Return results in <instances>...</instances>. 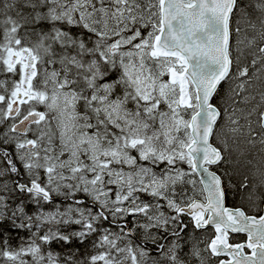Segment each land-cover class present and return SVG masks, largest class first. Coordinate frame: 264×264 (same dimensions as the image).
<instances>
[{"label": "snow or ice", "instance_id": "snow-or-ice-1", "mask_svg": "<svg viewBox=\"0 0 264 264\" xmlns=\"http://www.w3.org/2000/svg\"><path fill=\"white\" fill-rule=\"evenodd\" d=\"M254 80L264 0H0V264H264Z\"/></svg>", "mask_w": 264, "mask_h": 264}, {"label": "rangeland", "instance_id": "rangeland-1", "mask_svg": "<svg viewBox=\"0 0 264 264\" xmlns=\"http://www.w3.org/2000/svg\"><path fill=\"white\" fill-rule=\"evenodd\" d=\"M251 59V57H250ZM251 74V70H250ZM261 90H264V84H262L258 80H254V86L250 89V91L257 96V101L259 100V92ZM223 135V132L220 133ZM234 151L232 153V162L234 166L242 164L241 162L246 159L247 156H252L253 160L247 162L248 164H251V166L254 168V171L252 172L253 176V181L252 184L249 187L250 192L255 193L256 195L260 194V187H259V182H260V177H259V170L261 168H264V159L260 157V151L259 147H252L250 145H247L246 143L241 142L238 147L233 146ZM248 161V160H247ZM255 161V162H254ZM242 207H245L246 210L249 211V214H255L254 211L249 207V202L247 201V198L244 201V204H241ZM211 228L209 229V232H211ZM237 240H242V234L238 235L235 237ZM249 252V250H246Z\"/></svg>", "mask_w": 264, "mask_h": 264}, {"label": "trees", "instance_id": "trees-1", "mask_svg": "<svg viewBox=\"0 0 264 264\" xmlns=\"http://www.w3.org/2000/svg\"><path fill=\"white\" fill-rule=\"evenodd\" d=\"M250 60V57L248 58ZM223 88V85H222ZM261 157V155H260ZM248 160V161H247ZM253 160L252 156H247L246 159H244L242 164L240 165H233L230 164L229 171L233 173V183L236 185V189L234 190L233 196L229 200V204L231 206H241V204H244L245 199L247 198V195L250 191L249 187L252 184L253 181V174L254 168L251 166V164H248L247 162ZM255 162V161H254ZM248 177V184L249 186L247 188H240L239 185L243 182L244 177ZM242 238L244 239V236L242 235ZM13 246H15V241H12ZM57 251H63L59 248H56ZM88 255L92 254L91 252L87 253ZM85 255L84 250H81V252L78 255V258H82Z\"/></svg>", "mask_w": 264, "mask_h": 264}, {"label": "water", "instance_id": "water-1", "mask_svg": "<svg viewBox=\"0 0 264 264\" xmlns=\"http://www.w3.org/2000/svg\"><path fill=\"white\" fill-rule=\"evenodd\" d=\"M262 214H264V213H262ZM249 254H250V252H248Z\"/></svg>", "mask_w": 264, "mask_h": 264}, {"label": "flooded vegetation", "instance_id": "flooded-vegetation-1", "mask_svg": "<svg viewBox=\"0 0 264 264\" xmlns=\"http://www.w3.org/2000/svg\"><path fill=\"white\" fill-rule=\"evenodd\" d=\"M40 110H43L42 108Z\"/></svg>", "mask_w": 264, "mask_h": 264}]
</instances>
